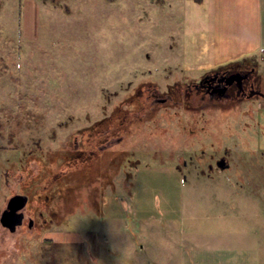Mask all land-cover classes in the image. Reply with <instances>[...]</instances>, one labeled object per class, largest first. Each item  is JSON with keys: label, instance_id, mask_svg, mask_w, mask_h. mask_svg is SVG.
Here are the masks:
<instances>
[{"label": "rangeland", "instance_id": "obj_1", "mask_svg": "<svg viewBox=\"0 0 264 264\" xmlns=\"http://www.w3.org/2000/svg\"><path fill=\"white\" fill-rule=\"evenodd\" d=\"M188 3L0 0V217L35 193L57 214L0 222V264H264V100L191 90L237 53L184 63Z\"/></svg>", "mask_w": 264, "mask_h": 264}, {"label": "crops", "instance_id": "obj_2", "mask_svg": "<svg viewBox=\"0 0 264 264\" xmlns=\"http://www.w3.org/2000/svg\"><path fill=\"white\" fill-rule=\"evenodd\" d=\"M188 2L185 7L184 21V35L187 38L184 45V63L192 67L195 64L200 65L208 61H219L218 54L222 60L237 53L235 57H232V61L236 62L220 69L224 70L237 66L256 67V60H263L264 0H188ZM204 14L210 19L204 18ZM211 31L217 32L223 37L219 43L213 37L209 38ZM259 51L261 55H258ZM120 202V200L112 204L107 202L106 209H109L113 214L115 212L121 214L120 218L125 212L132 213L131 209L127 212L128 206L123 210L119 205ZM132 215L134 216L133 213ZM95 232H85L82 234L85 236H81V241L75 234L68 233L63 236L49 235L44 239L51 241L52 244L75 241L78 245H83L86 242L93 245L97 244ZM85 251V249L78 251L80 253L78 255L79 264H90V259L93 258L94 261L99 255L98 250H91L93 253L89 255ZM74 253L70 252V258L74 256Z\"/></svg>", "mask_w": 264, "mask_h": 264}, {"label": "flooded vegetation", "instance_id": "obj_3", "mask_svg": "<svg viewBox=\"0 0 264 264\" xmlns=\"http://www.w3.org/2000/svg\"><path fill=\"white\" fill-rule=\"evenodd\" d=\"M237 73L241 74L242 78H230L233 74H237ZM200 81L201 82L193 83L191 85V90L203 91L204 95L208 97H216L218 99L224 100L232 96V94H234L239 98H244L245 100H251L254 98H261L264 100V85L260 84V80L258 79V76L256 74V67H245V66L231 67L214 72V74L211 73L209 74V76L202 78ZM222 158L227 159L226 156L221 157L220 159ZM220 159L215 161V165H217V162ZM212 167L213 168H211V171L214 170V165ZM57 192H58L57 190L53 192L51 197H54V194ZM26 196H28L29 200L27 207L23 211L24 220L22 226L20 227H23L26 224L25 222L26 211L28 210L27 208L29 206V203H32L33 199H35L36 201L34 203H37L38 206H41V208L34 210L36 216L42 223L41 227L43 229L47 228L49 225L55 222V220L57 219V214L56 212L51 210V203H52L51 201L54 200L53 198H50V196L46 195L43 201L41 194H36V196H33V198H31V196L29 195ZM46 216H48L49 219H47ZM34 226H35V220L31 217L28 220L27 227L31 229Z\"/></svg>", "mask_w": 264, "mask_h": 264}, {"label": "water", "instance_id": "obj_4", "mask_svg": "<svg viewBox=\"0 0 264 264\" xmlns=\"http://www.w3.org/2000/svg\"><path fill=\"white\" fill-rule=\"evenodd\" d=\"M230 78H242L241 74H233ZM217 168L224 171L230 167L229 161L222 158L217 162ZM210 168H213L212 166ZM28 196L17 194L8 201L6 209L2 212L0 222L3 227L14 233L18 227L22 226L24 220V209L28 204Z\"/></svg>", "mask_w": 264, "mask_h": 264}, {"label": "trees", "instance_id": "obj_5", "mask_svg": "<svg viewBox=\"0 0 264 264\" xmlns=\"http://www.w3.org/2000/svg\"><path fill=\"white\" fill-rule=\"evenodd\" d=\"M257 69V68H256ZM127 174H128V172H127ZM130 174V173H129ZM128 174V175H129ZM36 194H40V193H35L33 196H36ZM46 196V195H45ZM45 196H42V200L44 201V199H45ZM35 199H33V201H34ZM36 202V201H35Z\"/></svg>", "mask_w": 264, "mask_h": 264}]
</instances>
